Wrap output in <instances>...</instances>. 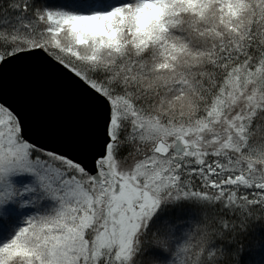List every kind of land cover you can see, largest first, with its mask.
<instances>
[{"label": "snow or ice", "instance_id": "6c2138e0", "mask_svg": "<svg viewBox=\"0 0 264 264\" xmlns=\"http://www.w3.org/2000/svg\"><path fill=\"white\" fill-rule=\"evenodd\" d=\"M0 264H264V0H0Z\"/></svg>", "mask_w": 264, "mask_h": 264}]
</instances>
